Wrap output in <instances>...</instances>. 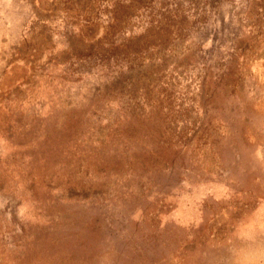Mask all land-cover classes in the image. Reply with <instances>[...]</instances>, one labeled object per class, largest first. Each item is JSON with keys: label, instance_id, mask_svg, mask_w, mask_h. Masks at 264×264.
Instances as JSON below:
<instances>
[{"label": "rangeland", "instance_id": "1", "mask_svg": "<svg viewBox=\"0 0 264 264\" xmlns=\"http://www.w3.org/2000/svg\"><path fill=\"white\" fill-rule=\"evenodd\" d=\"M0 264H264V0H0Z\"/></svg>", "mask_w": 264, "mask_h": 264}]
</instances>
